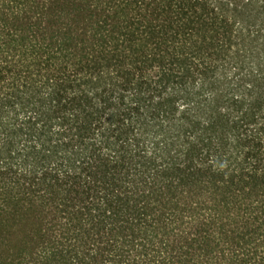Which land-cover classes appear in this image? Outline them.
Segmentation results:
<instances>
[{
  "label": "trees",
  "instance_id": "trees-1",
  "mask_svg": "<svg viewBox=\"0 0 264 264\" xmlns=\"http://www.w3.org/2000/svg\"><path fill=\"white\" fill-rule=\"evenodd\" d=\"M0 264H264V0H0Z\"/></svg>",
  "mask_w": 264,
  "mask_h": 264
}]
</instances>
